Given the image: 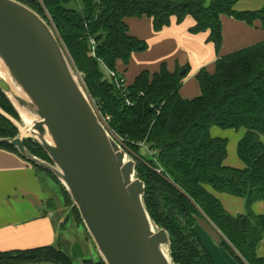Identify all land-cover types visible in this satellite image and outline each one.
<instances>
[{"label":"trees","instance_id":"1","mask_svg":"<svg viewBox=\"0 0 264 264\" xmlns=\"http://www.w3.org/2000/svg\"><path fill=\"white\" fill-rule=\"evenodd\" d=\"M18 1L53 29L99 119L135 161L137 177L145 186V208L151 220L167 232L173 263L213 264L196 232L194 217H199L220 233V247L237 264H264L256 252L259 244L264 249V215L251 209L256 202L264 203V41L217 57L212 74L201 69L195 77L200 95L191 100L179 95L188 67L169 72L162 64L158 72L143 71L121 90L106 72H116L118 62L126 67L132 54L147 49L144 41L129 35L126 19L149 18L153 31L160 32L172 19L181 24L190 17L194 25L188 32L206 33V41L218 55L221 17L248 26L258 22L264 29V7L236 11L241 0ZM0 110L18 120L1 91ZM169 121L174 123L172 129L167 127ZM214 127L244 130L236 147L242 169L225 165L227 140L213 138L210 130ZM17 135V128L0 114V138ZM24 145L34 156L49 161L36 142L27 139ZM0 149L19 156L9 145H0ZM33 168L57 185L63 204L82 225L77 209L56 179ZM215 194L243 199L244 213L231 215ZM0 264L74 263L59 248L40 247L0 253ZM81 264L104 262L83 260Z\"/></svg>","mask_w":264,"mask_h":264},{"label":"water","instance_id":"2","mask_svg":"<svg viewBox=\"0 0 264 264\" xmlns=\"http://www.w3.org/2000/svg\"><path fill=\"white\" fill-rule=\"evenodd\" d=\"M0 91L18 116L0 110L18 130L0 145L56 179L104 264H174L167 232L145 208L135 161L99 119L53 29L18 0H0ZM22 135L49 161L31 154ZM194 220L222 242L208 220Z\"/></svg>","mask_w":264,"mask_h":264},{"label":"crops","instance_id":"3","mask_svg":"<svg viewBox=\"0 0 264 264\" xmlns=\"http://www.w3.org/2000/svg\"><path fill=\"white\" fill-rule=\"evenodd\" d=\"M262 7H264V0H241L235 5V10L257 11ZM125 22L129 35L147 44L144 52L131 55L126 67L121 62L117 63L115 70L124 78L125 84L130 85L143 71H148L150 74L158 72L162 64H165L169 72H174L176 67H188L179 90L181 98L186 100L200 95L195 77L201 69L212 74L217 57L226 56L264 41V29H261L258 22L248 26L222 16V42L219 53L216 55L213 45L206 41V33L190 34L188 32V29L194 25L190 17L181 24H176L172 19L169 27L160 32L153 31L152 22L146 17L129 18ZM210 134L213 138L221 139H227L226 136L234 134L230 151L232 153L235 150V153H232L229 160L228 156L226 157L225 165L242 169L243 164L237 157L236 147L244 136V130H221L214 127L210 130ZM261 142L264 144V137H261ZM47 182L52 181L46 175L38 173L21 157L0 149V253L40 247L62 250L59 236L63 228L54 218V211L64 204L63 200L57 198L58 201L55 202L53 200L55 196L49 198L44 193L43 186L46 185L43 184ZM215 195L231 215L244 213L243 199L225 194ZM251 209L255 214L264 215L263 202L254 203ZM214 249L219 255L221 254L220 257L226 264H237L230 261L227 257L229 255L227 253L226 255L222 248L214 247ZM256 252L258 257L264 258L262 244L258 245ZM210 257L213 264H217L211 255Z\"/></svg>","mask_w":264,"mask_h":264},{"label":"rangeland","instance_id":"4","mask_svg":"<svg viewBox=\"0 0 264 264\" xmlns=\"http://www.w3.org/2000/svg\"><path fill=\"white\" fill-rule=\"evenodd\" d=\"M77 78L81 82L79 75H77ZM232 135L226 136L227 138L226 140L228 144V150H227L228 160L231 159L232 153L233 154L235 153V150L232 153L230 151V147L233 142ZM22 138L27 140V138L23 135H22ZM46 177L50 179L48 176ZM50 181L52 180L50 179ZM53 183H54L53 181L44 183L43 185H46V186H43V191L49 198L55 196L53 197V200H55L56 202L58 201L57 198L62 200V195L57 185ZM51 185L52 186L54 185L53 190H52ZM54 218L57 220V222H59V224L63 228L59 236L60 247L72 259L74 264H81L80 263L82 262L81 260H91L92 258H94V260L92 259V261L94 262L99 261L100 258L98 257V253L96 251V248H95V245L92 239L90 238L83 224L80 225L77 222H75L76 220L71 215V208H67V206L65 205L58 206L54 211ZM196 232H197V235L201 243L206 248V250L210 253V255L215 259V262L217 264H226L223 261V259L220 257L221 254L219 255L214 249V247H218V249H221L219 244H217L214 240H212L199 227L196 228ZM227 257L230 259V261H232L233 263H236L233 258H231L230 256H227Z\"/></svg>","mask_w":264,"mask_h":264},{"label":"built area","instance_id":"5","mask_svg":"<svg viewBox=\"0 0 264 264\" xmlns=\"http://www.w3.org/2000/svg\"><path fill=\"white\" fill-rule=\"evenodd\" d=\"M91 54L92 56H94V48H93V42L91 41ZM107 72V76L108 78L112 81V83L115 85L116 89L121 90L123 87H125V80L124 78L119 75L117 72L115 71H111V70H106ZM129 105V102H126ZM108 120V118L106 119Z\"/></svg>","mask_w":264,"mask_h":264},{"label":"bare ground","instance_id":"6","mask_svg":"<svg viewBox=\"0 0 264 264\" xmlns=\"http://www.w3.org/2000/svg\"><path fill=\"white\" fill-rule=\"evenodd\" d=\"M23 130V129H22ZM22 133H24L23 131H22ZM24 136V135H23Z\"/></svg>","mask_w":264,"mask_h":264}]
</instances>
